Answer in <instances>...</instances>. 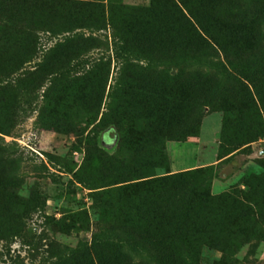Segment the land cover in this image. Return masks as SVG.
Here are the masks:
<instances>
[{
    "label": "rangeland",
    "instance_id": "rangeland-1",
    "mask_svg": "<svg viewBox=\"0 0 264 264\" xmlns=\"http://www.w3.org/2000/svg\"><path fill=\"white\" fill-rule=\"evenodd\" d=\"M13 3L0 2V86L12 88L0 90V264H99L100 239L111 244L101 264H264V134L225 156L218 107L232 102L229 75L259 65L244 55V68L233 69L221 55H175L156 44L187 38L171 4L190 12L200 34L217 26L216 1ZM224 9L239 24L256 14L264 57V0H228ZM242 83L244 114L264 123L251 87L264 92V78ZM195 169L208 171L198 193L207 184L208 195L238 203L208 209L211 223L230 221L216 226L229 247L203 245L193 262L184 254L155 261L116 223L114 191Z\"/></svg>",
    "mask_w": 264,
    "mask_h": 264
},
{
    "label": "trees",
    "instance_id": "trees-1",
    "mask_svg": "<svg viewBox=\"0 0 264 264\" xmlns=\"http://www.w3.org/2000/svg\"><path fill=\"white\" fill-rule=\"evenodd\" d=\"M25 1L27 0H0L7 7H11L13 2L17 4ZM215 1L217 6L210 9V14L213 18L216 16L214 23L217 26L209 29L211 33L209 31L197 33L200 26L195 23L190 12L171 4L172 16L178 21V27L182 28L187 38H163L156 44H159V50L175 55L192 56L195 52L213 58L221 55L226 65L233 69L244 68L241 59L244 55L259 65L252 72V68L247 70V73L236 69L234 75H229L232 89L230 91L229 88L225 92L226 98L231 99L232 102L224 100L218 105L223 112L220 142L223 146L231 147L225 155L227 156L264 134V123L259 120V114L253 112L244 114L246 107L242 104L249 98V93H245L247 87L242 82L246 81L249 84L250 81H257L258 77L264 78V57L258 54L259 23L256 14L244 13L245 15H240V24L233 23L224 9L228 0ZM213 66L216 67L217 64ZM251 87L259 103L264 105L262 88ZM7 88L12 89L7 84L0 86V90ZM240 102L241 104L238 105L237 103ZM215 103L214 100H210L211 106ZM253 115L257 116L258 120H251ZM162 155L163 153H160V156ZM207 172V170L195 169L159 176L148 175L141 177L138 182L117 187L114 191L117 198L116 209L123 216L116 220V223L129 227L128 234L137 244L146 248L151 259L155 261L176 262L181 260L180 254H184L186 259L193 262L200 247L206 244L221 246V249L227 251L230 235L227 231L217 230L216 226L222 221V224L226 221V225L229 226L230 221L217 219L211 223V219L207 216L208 209L213 203L215 205L231 201L235 207L238 203L232 199L230 193H222L217 197L208 195L205 191L207 184L204 185L202 192L198 193L195 189L197 180L205 178ZM131 209L138 211L139 215L133 217ZM110 246L111 244L104 239L94 243L92 251L99 264L111 253Z\"/></svg>",
    "mask_w": 264,
    "mask_h": 264
}]
</instances>
